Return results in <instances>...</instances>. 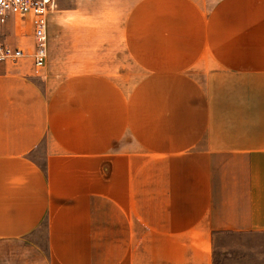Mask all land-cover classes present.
Returning <instances> with one entry per match:
<instances>
[{
  "label": "crops",
  "instance_id": "crops-1",
  "mask_svg": "<svg viewBox=\"0 0 264 264\" xmlns=\"http://www.w3.org/2000/svg\"><path fill=\"white\" fill-rule=\"evenodd\" d=\"M165 1L171 24L153 39L185 52L153 59L154 77L191 90L199 78L204 94L224 91L219 78H264V0ZM0 40L26 53L0 62V264H214L215 234L264 232V131H207L217 114L199 99L180 104L188 131H161L169 102L145 133L126 95L144 80L113 79L111 52L55 53L73 73L56 83L54 67H33L30 24H5ZM43 226L48 256L32 238Z\"/></svg>",
  "mask_w": 264,
  "mask_h": 264
},
{
  "label": "rangeland",
  "instance_id": "rangeland-1",
  "mask_svg": "<svg viewBox=\"0 0 264 264\" xmlns=\"http://www.w3.org/2000/svg\"><path fill=\"white\" fill-rule=\"evenodd\" d=\"M56 7L48 14L49 49L48 64L55 69L56 83L71 79L73 75L70 60H52L55 53L104 54L111 52L113 79L125 80L132 89L143 78V91L128 92L127 99L134 105L144 107V132H149L152 112H162L169 102H174L176 120L159 115V125L164 131L184 132L190 128L189 121L194 116L190 109H182L180 104L187 101L207 100L211 106V117L217 119L207 131L244 132L264 131V78L224 77L219 78L224 91L203 93L200 79L195 78V89L185 86V81L174 76L154 77L152 60L156 69L169 65L170 52H185L184 46L158 45L153 39L157 30L153 24H171L165 0H54ZM171 15V14H170ZM11 21V20H10ZM173 23V22H172ZM8 24H31L30 19L16 16ZM27 31V29H26ZM28 39L31 41L32 34ZM120 56L121 62L115 60ZM71 56L69 55V58ZM138 59L133 62L131 59ZM85 69L92 67V61L80 62ZM127 67H118V64ZM143 64V70L136 69ZM45 66V65H44ZM36 68L41 70L44 68ZM222 82V83H221ZM153 108V111H152ZM249 116H253L250 118ZM248 119L253 125H244ZM199 130H206L205 126ZM46 228L41 227L32 238L40 242L43 256H48L45 243ZM214 264H264V232H221L214 236Z\"/></svg>",
  "mask_w": 264,
  "mask_h": 264
},
{
  "label": "built area",
  "instance_id": "built-area-1",
  "mask_svg": "<svg viewBox=\"0 0 264 264\" xmlns=\"http://www.w3.org/2000/svg\"><path fill=\"white\" fill-rule=\"evenodd\" d=\"M56 7L54 0H0V28L15 18L30 19L35 38L32 51L33 67L40 68L48 58V14ZM25 50L0 40V62L16 63L25 56Z\"/></svg>",
  "mask_w": 264,
  "mask_h": 264
}]
</instances>
